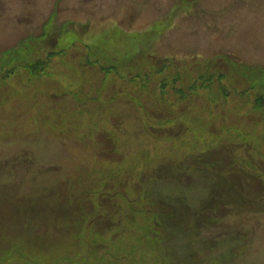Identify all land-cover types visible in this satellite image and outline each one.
<instances>
[{
  "label": "rangeland",
  "instance_id": "1",
  "mask_svg": "<svg viewBox=\"0 0 264 264\" xmlns=\"http://www.w3.org/2000/svg\"><path fill=\"white\" fill-rule=\"evenodd\" d=\"M165 108L210 130L211 147L235 143L230 127L258 139L233 158L256 178L238 194L263 209L264 0H0V199L17 208L0 215V264H264V211L194 227L214 198L207 175L145 193L161 165L211 149L191 129L150 136ZM63 181L67 204L19 202ZM163 210L183 211L184 240L152 237L173 225L163 213L147 229Z\"/></svg>",
  "mask_w": 264,
  "mask_h": 264
},
{
  "label": "trees",
  "instance_id": "2",
  "mask_svg": "<svg viewBox=\"0 0 264 264\" xmlns=\"http://www.w3.org/2000/svg\"><path fill=\"white\" fill-rule=\"evenodd\" d=\"M36 53V52H35ZM163 66H160L159 71H163L166 66H170V61H166L164 59ZM105 72V71H104ZM109 72V69L106 70V73ZM144 76V75H143ZM143 84V83H142ZM225 96V95H224ZM187 104V103H186ZM259 105V104H258ZM150 111V110H149ZM148 111L146 112V114ZM191 120L188 119L187 116L182 114H176L172 109L165 108L163 114L156 115V117H153V121L149 122L148 124L151 126H155L153 129L154 131L151 132L150 136L158 139V138H165V139H178L181 135L185 133V130H193L194 134V141L197 142V145H200V147H208L211 148L208 153L199 154L196 157L192 158L191 164L186 166H180L182 164H176L175 163H165V165H161L157 169V175H155L154 179L148 180V183L146 184L147 188L145 190V193H148L147 191L149 189H152L154 186L156 187L161 181L164 179H174L175 181H178L179 184H182L181 180H189V177L192 176V172L198 173L201 176L205 177L206 175L209 177L208 184L211 185L213 188L212 194L214 198H210L206 202V208L208 211L206 213H195L196 216V222L195 226L199 224L198 221H206L208 218L213 221V223L217 224H226L227 220L231 216V218H234V216L238 215V212H243L245 208L247 210H250V212L255 211H264L263 209L257 210L253 206V204H257V207H262L263 202H259L258 199H261V197H249L244 195H239L238 192L241 191L243 181L245 180L244 177L246 175H249V178H255L250 173H244L239 170H244L241 166H237L235 164V158L234 154L239 150L240 146L238 144H243L245 146L252 145L250 147V153L256 152L258 139H254V143H250L248 141V137L243 136L240 134L236 129L228 128V129H221L225 132H227V135H230L232 137V141L235 143H231L230 140H225L223 138L216 139V142H218V146L211 147V144L213 143L212 138L210 136V133L206 127H201L198 130H194L190 127ZM206 131L203 135H200L202 132ZM184 132V133H183ZM182 133V134H181ZM209 135V136H208ZM222 135V134H221ZM229 138V137H228ZM230 139V138H229ZM225 141L227 142V145L221 146L222 143ZM207 143H209L207 145ZM237 143V144H236ZM192 167V168H190ZM190 169V170H189ZM1 170V166H0ZM246 171V170H245ZM256 179V178H255ZM207 181V180H206ZM260 183V182H259ZM177 184V185H179ZM184 187V184H182ZM186 186V184H185ZM191 186V184H190ZM67 184L65 181L55 184L51 189L43 188L38 191V198L35 204H33V198H20L19 202L21 201L23 206H28L31 208H48L53 203H57L59 205L67 204L71 201H69V198L71 200V193L66 190ZM234 196L230 198V196ZM177 199H181L180 196H174ZM241 198L244 200L243 206H240L238 204L237 199ZM11 197L8 198L5 195L2 196V199H0V215H5L7 212H11L14 209H17L14 203L10 201ZM182 205L183 211L186 213H189L190 210L187 207L186 204H184V201L182 199L178 202V206ZM159 207V206H158ZM245 207V208H244ZM159 209H163L159 207ZM132 214L134 215L136 213H141V209L132 208L131 209ZM183 211H179L180 213ZM16 214L17 211L15 210ZM163 213H168L169 217L167 220L173 224L170 228L167 230L165 225H160V232H162V235L160 237H157L155 235H152V237H155L156 240H166V241H173V240H184L181 238L180 232L179 235L176 231L175 222L174 219L176 218L175 215L180 214L176 210H171L165 212V210L152 213L149 216H147L144 219V222H149L150 226L147 227L148 230L152 229V223L154 222V219H156L158 222L160 220V217L163 215ZM264 213V212H262ZM210 214H214V218L209 217ZM190 215V214H189ZM153 217L149 221V219ZM97 218H95L96 221ZM205 219V220H204ZM115 223V221H114ZM121 223V220H120ZM146 226V224L144 223ZM119 226V225H118ZM198 228V227H197ZM180 229L179 231H181ZM151 231V230H150ZM200 230H197L199 232ZM163 236V237H162ZM198 235L195 237H191L188 240L197 239ZM186 239V238H185Z\"/></svg>",
  "mask_w": 264,
  "mask_h": 264
}]
</instances>
